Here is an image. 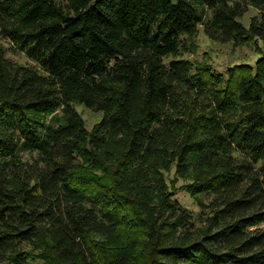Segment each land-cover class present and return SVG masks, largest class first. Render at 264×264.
<instances>
[{
  "label": "trees",
  "instance_id": "1",
  "mask_svg": "<svg viewBox=\"0 0 264 264\" xmlns=\"http://www.w3.org/2000/svg\"><path fill=\"white\" fill-rule=\"evenodd\" d=\"M199 26L264 40V0H0V264H264V53L193 63Z\"/></svg>",
  "mask_w": 264,
  "mask_h": 264
},
{
  "label": "rangeland",
  "instance_id": "2",
  "mask_svg": "<svg viewBox=\"0 0 264 264\" xmlns=\"http://www.w3.org/2000/svg\"><path fill=\"white\" fill-rule=\"evenodd\" d=\"M257 10L253 7H249L243 14L240 20L247 25L252 15L256 14ZM193 44L192 49L182 55L183 58L191 60L198 65H210L215 71L225 73L228 66L235 63H250L254 64L255 60L260 54L264 53V40L253 39L246 45L235 46L230 42H214L208 39L203 33L202 26L198 27L197 36L191 39ZM0 45L6 48V55L18 64H30L31 61L25 56L24 53L15 49L11 42L7 39L0 38ZM76 109L82 116L84 123L88 129L97 123L102 116V112H94L85 108L83 105H76ZM26 156V155H25ZM167 179L175 182L174 191L175 197L180 201L182 205L190 209L194 215V221L197 226L203 225V219L206 216L208 210L204 207L201 209L195 198L187 193L183 188L186 182L185 178L177 177L174 174V168L165 172ZM200 198L204 203H209L210 197L201 195ZM105 249V248H104Z\"/></svg>",
  "mask_w": 264,
  "mask_h": 264
}]
</instances>
